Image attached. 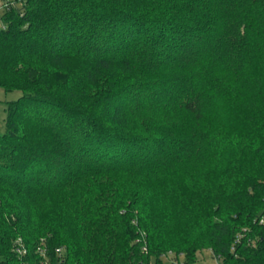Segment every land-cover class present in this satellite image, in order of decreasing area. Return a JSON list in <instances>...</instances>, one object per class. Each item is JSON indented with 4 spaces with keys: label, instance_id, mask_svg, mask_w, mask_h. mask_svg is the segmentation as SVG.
Returning <instances> with one entry per match:
<instances>
[{
    "label": "trees",
    "instance_id": "16d2710c",
    "mask_svg": "<svg viewBox=\"0 0 264 264\" xmlns=\"http://www.w3.org/2000/svg\"><path fill=\"white\" fill-rule=\"evenodd\" d=\"M1 6L0 264H264V0Z\"/></svg>",
    "mask_w": 264,
    "mask_h": 264
},
{
    "label": "rangeland",
    "instance_id": "374dc122",
    "mask_svg": "<svg viewBox=\"0 0 264 264\" xmlns=\"http://www.w3.org/2000/svg\"><path fill=\"white\" fill-rule=\"evenodd\" d=\"M23 96V93L20 91H11L8 92L0 88V133L3 134L6 131V120L8 117L7 108L8 104L14 101L19 100ZM164 261L167 262L166 258ZM181 264H187L186 259L181 257ZM191 264H219L217 259L214 257L213 253L209 250H205L197 254L196 261Z\"/></svg>",
    "mask_w": 264,
    "mask_h": 264
},
{
    "label": "built area",
    "instance_id": "2783aa9c",
    "mask_svg": "<svg viewBox=\"0 0 264 264\" xmlns=\"http://www.w3.org/2000/svg\"><path fill=\"white\" fill-rule=\"evenodd\" d=\"M4 6L0 7V13H2V11L4 10ZM17 251L21 254V255H25L26 254V250L22 248V246H20Z\"/></svg>",
    "mask_w": 264,
    "mask_h": 264
}]
</instances>
